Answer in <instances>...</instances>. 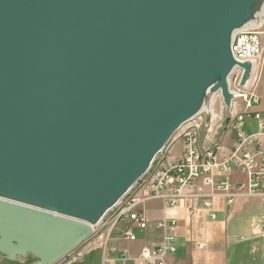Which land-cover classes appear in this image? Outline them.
I'll return each mask as SVG.
<instances>
[{"label":"water","instance_id":"1","mask_svg":"<svg viewBox=\"0 0 264 264\" xmlns=\"http://www.w3.org/2000/svg\"><path fill=\"white\" fill-rule=\"evenodd\" d=\"M263 1L0 0V257L58 263L209 95L228 114Z\"/></svg>","mask_w":264,"mask_h":264},{"label":"built area","instance_id":"2","mask_svg":"<svg viewBox=\"0 0 264 264\" xmlns=\"http://www.w3.org/2000/svg\"><path fill=\"white\" fill-rule=\"evenodd\" d=\"M260 34L254 28H245L234 35L231 45L234 59L250 63L253 70L246 87L240 86L244 71L239 68L232 71L228 79L229 93L233 96L231 107L226 114L219 93L217 102L223 115L215 130L212 131L211 126L213 111H202L186 125L189 132L184 134L180 156L163 158L164 148L146 174L96 227L94 235L100 229L107 231L103 250L107 249L111 233L121 222L140 231L149 229L160 233L159 245L143 249L137 257L121 252L118 264H164L167 256L175 254L177 220L163 218L150 222L140 207L151 201L162 202L165 211L187 202L190 209L199 207L206 221H213L216 201H224L231 207L241 198H259L263 209L253 229L257 237L264 240V114L257 110L259 100L255 94L264 53ZM246 120L255 122V133L243 134L238 130ZM201 126H204V137L200 135ZM231 131L234 137L229 139ZM122 233L127 241H135L131 228ZM195 247L204 250L205 244L197 243ZM114 252L111 249V253ZM77 257L80 258L79 254L72 258Z\"/></svg>","mask_w":264,"mask_h":264},{"label":"crops","instance_id":"3","mask_svg":"<svg viewBox=\"0 0 264 264\" xmlns=\"http://www.w3.org/2000/svg\"><path fill=\"white\" fill-rule=\"evenodd\" d=\"M255 94L259 100L258 110L264 114V58ZM232 137L234 132L229 134V139ZM262 209L263 203L259 198H241L231 207L224 201H216L213 221H206L203 211L199 207L190 209L187 202L165 211L162 202L151 201L141 208V212L150 222L163 218L177 220V250L165 258L164 264H264V240L258 238L253 229ZM131 232L135 236L134 242L127 241L122 230L116 228L109 237L106 250L95 248L82 258L70 262H66L69 259L62 260V264H118L121 252L137 257L143 249H152L161 242L157 231H140L132 226ZM197 243H204L205 249L198 250L195 247ZM111 249L115 250L113 254ZM0 264L16 263L0 257Z\"/></svg>","mask_w":264,"mask_h":264},{"label":"rangeland","instance_id":"4","mask_svg":"<svg viewBox=\"0 0 264 264\" xmlns=\"http://www.w3.org/2000/svg\"><path fill=\"white\" fill-rule=\"evenodd\" d=\"M256 31L258 30L261 34H260V38H261V44L263 46V50H264V23L262 25V27L260 29H257V28H254ZM263 58H264V53H263ZM258 110V108H257ZM212 120L211 121V126H212V131L215 130L218 122L220 121L222 115H223V109L222 107L220 106V103L219 101L217 102V100L214 102L213 104V107H212ZM259 111V110H258ZM189 124V123H187ZM186 124V125H187ZM186 125H184L180 130L179 132L173 137V139L171 140V142L167 145V147L165 148L164 150V154L162 155L163 158H166V159H171V158H178L182 152V149H183V138H184V134L188 133L189 130L187 129L186 130ZM189 126V125H188ZM187 126V128H188ZM200 135L201 137H204L205 135V132H204V126H201L200 127ZM257 129V126L255 124L254 121L252 120H246V122H244L243 124H241L238 128L239 131H241L242 133L244 134H251V133H255ZM186 130V131H185ZM185 131V132H184ZM181 132H184L183 134H181ZM234 132V131H233ZM233 138V137H232ZM143 208V207H140V209ZM132 226H130L128 223H125V222H121L119 223L118 225V229L122 230V232L124 230H127V229H130ZM133 230V229H132ZM102 231V232H101ZM147 231H149V229H147ZM107 232V231H106ZM106 232H105V229H100V230H97V233L92 236L88 241H86L82 246H79L77 247L76 249H74L71 254L69 253V255L67 256L68 258L67 259H70L76 255L79 254L80 258H82L85 254H87L88 252L92 251L93 249L95 248H102V245L104 243L103 242V239L105 238L106 236ZM137 232V231H135ZM208 233L210 234V227L208 228ZM96 245H99V246H96ZM65 259V260H67ZM74 259H77V258H72L66 262H69V261H72ZM33 262V260L29 259L26 264H31ZM65 262V263H66ZM63 261L61 260V262H59L58 264H62Z\"/></svg>","mask_w":264,"mask_h":264},{"label":"bare ground","instance_id":"5","mask_svg":"<svg viewBox=\"0 0 264 264\" xmlns=\"http://www.w3.org/2000/svg\"><path fill=\"white\" fill-rule=\"evenodd\" d=\"M251 20L248 22V24H249V26L251 27V28H257V29H260L261 27H262V25H263V23H264V1L261 3V4H257V5H255L252 9H251ZM248 26V27H249ZM262 34H264V33H262ZM236 61V63H238V64H240V62H238L237 60H235ZM230 85L228 84V91H230V87H229ZM219 93L220 92H217V93H215V94H212V95H209L208 96V99L207 100H209L210 101V103H209V106H206L207 105V100H206V102H204V104H203V106H204V109L206 110V111H212V107H213V104H214V102L216 101V100H218L219 99ZM217 96V97H216ZM186 125V124H185ZM179 132V131H178ZM178 132H176V134L178 133ZM231 132H233V131H231ZM230 132V133H231ZM256 132V131H255ZM242 133V132H241ZM175 133L173 134V136L169 139V141L167 142V144H166V146H165V148L167 147V145L171 142V140L173 139V137L176 135ZM244 134V133H243ZM136 184V183H135ZM134 184V185H135ZM133 185V186H134ZM132 186V187H133ZM1 199L0 200H3V199H5V198H2V197H0ZM4 201H7V199H5ZM13 202V201H12ZM15 203H17V202H15ZM146 204V203H145ZM143 206H145V205H142L141 207H143ZM111 210H109V211H106L105 213H104V215L101 217V219H99V220H97L96 221V223L95 224H92V225H90L91 226V228H92V234H91V236L86 240V241H88L92 236H94V231H95V229H96V227L97 226H99L101 223H102V221L105 219V217L109 214V212H110ZM94 228V229H93ZM102 232V231H101ZM86 241H84L82 244H84ZM81 244V245H82ZM81 245H79V246H81ZM78 246V247H79ZM70 254H71V252H70ZM69 255V254H68ZM67 255V256H68ZM65 257V258H63L62 260H65V259H67L68 257ZM78 258V257H77ZM61 261V260H60ZM17 263H23V261H19V262H17ZM16 263V264H17Z\"/></svg>","mask_w":264,"mask_h":264},{"label":"flooded vegetation","instance_id":"6","mask_svg":"<svg viewBox=\"0 0 264 264\" xmlns=\"http://www.w3.org/2000/svg\"><path fill=\"white\" fill-rule=\"evenodd\" d=\"M22 264H26V262H23Z\"/></svg>","mask_w":264,"mask_h":264}]
</instances>
